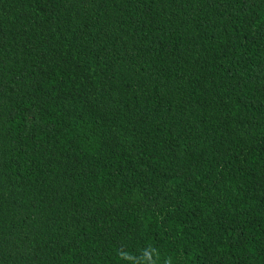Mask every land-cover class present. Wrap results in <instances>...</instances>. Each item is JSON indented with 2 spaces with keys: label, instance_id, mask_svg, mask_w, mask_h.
<instances>
[{
  "label": "trees",
  "instance_id": "16d2710c",
  "mask_svg": "<svg viewBox=\"0 0 264 264\" xmlns=\"http://www.w3.org/2000/svg\"><path fill=\"white\" fill-rule=\"evenodd\" d=\"M0 264H264V0H0Z\"/></svg>",
  "mask_w": 264,
  "mask_h": 264
}]
</instances>
